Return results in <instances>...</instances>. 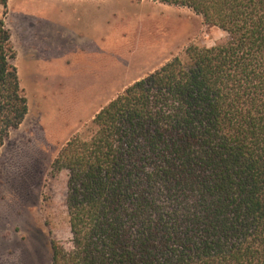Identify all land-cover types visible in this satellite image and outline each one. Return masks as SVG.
I'll list each match as a JSON object with an SVG mask.
<instances>
[{
    "label": "trees",
    "instance_id": "trees-1",
    "mask_svg": "<svg viewBox=\"0 0 264 264\" xmlns=\"http://www.w3.org/2000/svg\"><path fill=\"white\" fill-rule=\"evenodd\" d=\"M151 1L226 40L187 47L62 145L70 238L51 264H264V0ZM15 57L0 18V148L27 114Z\"/></svg>",
    "mask_w": 264,
    "mask_h": 264
},
{
    "label": "rangeland",
    "instance_id": "rangeland-1",
    "mask_svg": "<svg viewBox=\"0 0 264 264\" xmlns=\"http://www.w3.org/2000/svg\"><path fill=\"white\" fill-rule=\"evenodd\" d=\"M0 18L27 101L0 148V264H51V242L70 238L67 175L51 168L62 145L128 85L226 34L151 0H8Z\"/></svg>",
    "mask_w": 264,
    "mask_h": 264
},
{
    "label": "crops",
    "instance_id": "crops-1",
    "mask_svg": "<svg viewBox=\"0 0 264 264\" xmlns=\"http://www.w3.org/2000/svg\"><path fill=\"white\" fill-rule=\"evenodd\" d=\"M53 52H54V51H53ZM53 52H52V53H53ZM59 53H60V52H59ZM48 54H49V56H51V55H50V54H51L50 51H48ZM51 59H52V58H51ZM55 60H57V58H56Z\"/></svg>",
    "mask_w": 264,
    "mask_h": 264
}]
</instances>
